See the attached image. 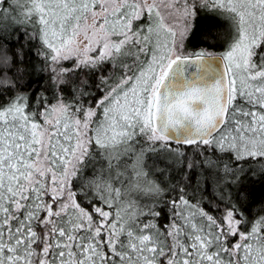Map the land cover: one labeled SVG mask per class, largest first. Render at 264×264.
<instances>
[{
    "label": "snow or ice",
    "instance_id": "1",
    "mask_svg": "<svg viewBox=\"0 0 264 264\" xmlns=\"http://www.w3.org/2000/svg\"><path fill=\"white\" fill-rule=\"evenodd\" d=\"M201 11L229 22L222 52ZM33 42L28 88L9 73ZM246 177L264 0H0V264H264Z\"/></svg>",
    "mask_w": 264,
    "mask_h": 264
},
{
    "label": "trees",
    "instance_id": "2",
    "mask_svg": "<svg viewBox=\"0 0 264 264\" xmlns=\"http://www.w3.org/2000/svg\"><path fill=\"white\" fill-rule=\"evenodd\" d=\"M196 25L199 29L204 32L211 31L212 35L216 37L215 40H209L208 44H215V47L208 48L209 51L212 52H222L224 47L226 46L227 39L229 38L228 34L230 32V26L227 19L223 14L211 13V12H204L201 11L199 14V18L196 21ZM26 27L31 30L32 25H26ZM24 43L23 38L21 39V44ZM190 48H200V47H207V44H197L195 37H192L187 42ZM38 46L35 42L33 45H29L25 47V63L22 65H16L13 68V71L9 73L10 76H13L15 79V74L17 69L22 68L23 78L19 81L20 84L27 83L28 88H34L39 82L40 85H43L48 79V73H40L38 74L36 71L33 70L35 66L38 68L40 66V58L35 55V47ZM19 47V45H16ZM15 49H13L14 51ZM67 63V62H65ZM39 76V80H38ZM99 95V94H98ZM160 167L162 168L163 165L161 164ZM151 178V176H150ZM166 179V178H165ZM243 186L248 190L250 193V198L255 201L251 211L258 215H264V211H260V206L264 205V179H249L245 178L242 182ZM236 189H233L235 192ZM242 203H245L242 201Z\"/></svg>",
    "mask_w": 264,
    "mask_h": 264
}]
</instances>
